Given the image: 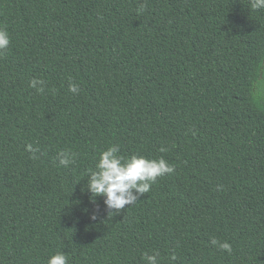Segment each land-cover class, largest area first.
Instances as JSON below:
<instances>
[{
	"label": "trees",
	"instance_id": "trees-1",
	"mask_svg": "<svg viewBox=\"0 0 264 264\" xmlns=\"http://www.w3.org/2000/svg\"><path fill=\"white\" fill-rule=\"evenodd\" d=\"M0 28L10 37L0 55V264H47L57 252L68 264H145L154 251L160 264L173 252L171 264H264V97L252 87L264 76V9L0 0ZM34 77L43 93L28 86ZM112 145L175 171L108 213L87 178ZM60 151L75 162L60 166Z\"/></svg>",
	"mask_w": 264,
	"mask_h": 264
},
{
	"label": "clouds",
	"instance_id": "clouds-1",
	"mask_svg": "<svg viewBox=\"0 0 264 264\" xmlns=\"http://www.w3.org/2000/svg\"><path fill=\"white\" fill-rule=\"evenodd\" d=\"M250 7L253 10L264 9V0H250ZM145 9L146 5L141 4L137 9V14H141ZM9 44L10 37L7 30L0 28V55L4 54ZM44 85L43 79L34 77L30 79L28 86L38 93H43ZM252 87L255 96L264 97V76L258 75L253 81ZM69 90L73 94H77L80 87L77 83L72 82L69 84ZM27 150L31 153L32 159H38L36 155L39 151L38 148L29 144ZM166 150L163 147L160 149L161 152ZM119 151L118 145H112L102 151L95 170H91L87 178V190L91 194L92 203L95 204L97 196L103 197V204L108 213L112 212L111 210L118 212L126 205L135 204L139 197L150 192L158 178L175 171V166L169 164L163 157L148 159L144 156L132 155L125 158L118 154ZM75 159L76 153L69 151H60L56 157L59 165L64 167L73 164ZM92 219H96L95 212ZM211 243L221 251L232 253V245L228 241L213 238ZM142 259L145 264H160V253L158 251H154L152 254L144 253ZM176 260L177 256L173 252L169 257L170 264ZM47 264H68V257L63 252H57L49 257Z\"/></svg>",
	"mask_w": 264,
	"mask_h": 264
}]
</instances>
